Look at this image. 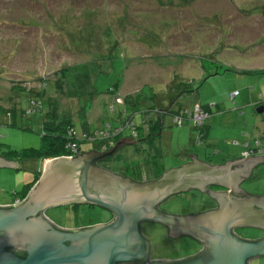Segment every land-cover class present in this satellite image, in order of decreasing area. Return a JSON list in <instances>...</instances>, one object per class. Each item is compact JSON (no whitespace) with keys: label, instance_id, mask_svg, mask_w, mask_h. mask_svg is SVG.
Wrapping results in <instances>:
<instances>
[{"label":"rangeland","instance_id":"rangeland-1","mask_svg":"<svg viewBox=\"0 0 264 264\" xmlns=\"http://www.w3.org/2000/svg\"><path fill=\"white\" fill-rule=\"evenodd\" d=\"M188 2L178 9L177 0H0V105L7 112L12 105L9 114L0 112L1 152L39 147L46 112L25 114L29 96L18 101L11 88L21 82L28 92L32 82L41 81L57 101L60 116L78 118L86 111L91 131L117 122L119 102L136 94L141 99L136 125L145 108L184 110L187 119L181 125H173L170 116L163 120L156 164L167 171L187 163L191 154L216 167L239 159L245 149H264V112H257L258 104L264 106V0ZM63 67L67 71L61 80L55 73ZM118 81L122 97L117 102L106 90ZM198 106L210 114L203 128H195L190 118ZM128 112L134 114L131 108ZM75 130L81 136L79 124ZM93 144L82 143L80 151L109 150ZM139 150L120 146L106 169L126 178L122 174L133 175L136 168L144 182L156 180ZM131 161L141 162L139 168ZM17 162L20 171L0 169V204L11 203L23 185L32 188L46 163ZM252 172L241 190L264 197V163ZM207 197L190 189L172 195L159 209L174 216L195 215L214 206ZM43 214L65 229L111 220L107 211L92 205L51 207ZM140 230L150 243V261L181 260L201 250L190 237H168L159 224L142 223ZM235 233L245 240L262 238L254 229ZM250 264H264V257Z\"/></svg>","mask_w":264,"mask_h":264},{"label":"water","instance_id":"water-1","mask_svg":"<svg viewBox=\"0 0 264 264\" xmlns=\"http://www.w3.org/2000/svg\"><path fill=\"white\" fill-rule=\"evenodd\" d=\"M132 143L133 138H123L102 153L88 151L46 161L20 203L0 206V264H250L264 257V236L245 240L235 233L254 229L264 234V197L241 190L264 156L234 159L216 167L196 157L142 183L96 164L117 147ZM17 166L0 157V168ZM190 189L208 195L217 207L186 216L160 211L159 206L172 195ZM75 203L96 206L112 218L104 224L65 229L43 214L48 208ZM148 222L165 227L168 237H190L201 250L181 260L150 261V243L140 230Z\"/></svg>","mask_w":264,"mask_h":264},{"label":"trees","instance_id":"trees-1","mask_svg":"<svg viewBox=\"0 0 264 264\" xmlns=\"http://www.w3.org/2000/svg\"><path fill=\"white\" fill-rule=\"evenodd\" d=\"M181 1H183V3ZM177 2H178V7H177L178 9L181 6H186L187 3H190L188 2V0H177ZM173 8L176 9L175 7ZM81 32L82 31H78V33H81ZM66 69L67 67L66 68L63 67L62 70H60L59 73L56 72L55 75L59 76L60 79L63 80L64 72L67 71ZM120 81L122 82L121 79ZM43 83H44L43 81L38 82V83L32 82L31 83L32 86L35 84L37 85L33 87L31 86L28 92H27V87H22L21 82H17L11 88L12 93L16 95L15 97L19 98L18 101H20L22 97H27V95L29 96V99L27 100L28 102L25 101V103H27V107L26 109H24L25 114L27 115L38 114L40 110H43V109L46 112L43 125H42L43 131H42V134L40 135L41 141H40L39 147L34 148V149L28 148V149H24L23 151H18V152H15L13 150H7L6 152H1V146H0V157L6 160H9L10 162H13V161L17 162L19 160L21 161L37 160L38 162H43V161L45 162V161H49L51 159H55L59 157H70V156L75 157L77 156L76 154L85 153V152L80 151L81 144L85 142H88L90 144H93V143L100 144L101 148H108L110 150L114 147L115 143L118 140H120V138L122 139L123 138H133L134 143L123 144V145H136L140 149L139 153H141L142 156L144 155L146 156L142 158V160L144 161L143 163L147 165L150 168V170L152 166V170L154 171L156 175L154 179L160 178L162 174L167 171L164 169L162 164H160V162L156 164V162L158 161L156 160V158L161 159L160 152L157 148V142H159L162 137V130L164 128L163 120L166 116H170L171 122L173 125L175 126L181 125L183 120L187 119V113L184 110L179 109V110L174 111L172 109L159 108V107H154V106L148 109L145 108V110L142 112L140 123L136 125L134 123V115H135V112L138 111V107H139L138 101L139 102L141 101V99L139 98L140 96L136 94L133 100L129 97H125L121 102H119V103H122L123 105L121 106V112H120V116L117 122L112 121L111 123H108L107 127L103 126L102 128L97 129V132H96V131H91V128L89 127V123L85 118L86 111L82 110V114L78 116V118H73V117L66 118L64 115L60 116L58 109H57V101H55L54 97L52 96L53 94L49 90L43 89L45 85ZM119 87H120V84L118 81L116 82V84L113 85V87L110 90H106L107 91L106 94L108 95L110 94L112 97L114 94L116 95V97H113L115 99L114 101H117V99L122 97V96L119 97ZM18 93H22V94L19 95ZM7 102H10V104H12L13 101H10V98H7ZM130 102H131V105H130ZM15 104L17 105V103ZM128 108H131L134 114H130L128 112ZM201 109L204 113L206 112V107H203ZM11 111H12V105L8 112L0 105V112L3 115L9 114ZM114 111H115L114 108L111 107L110 112H114ZM206 114L208 116L207 118H209L210 114L208 113ZM205 121L200 127L196 126L195 128L197 127L203 128ZM76 124L80 125L81 136H78L76 133V130H75ZM103 130L110 131V139L107 143H105L104 141H100L98 138L92 141L83 139L84 135L88 137L95 136L96 134L100 135ZM197 143L201 144V140H198ZM96 144H93V145H96ZM142 144L144 145V148H142ZM146 145H147V148H146ZM66 146H68L69 148L72 146L77 147V153L72 154L70 149H66ZM119 148L120 146L117 147L110 156H108L101 162L102 163L101 166L103 168H106L105 163L108 162L109 159L118 152ZM136 151L137 150H134V153ZM129 156H132V155H128L127 157ZM132 163L134 162L131 161V164ZM138 164H141V162H137L132 165L139 168ZM148 167H147V171L149 169ZM18 170L20 171V169ZM40 174H41V171L40 173H38V177L35 176V178L32 180L34 182L33 184L36 183V181L40 177ZM122 175L136 182L145 181L143 179L142 171L140 169L138 172V169L134 168L133 175H135V177L137 178L136 180L133 179L134 178L133 175H125V174H122ZM25 185H23V188L20 192H17L15 194V196L19 198L20 200H23L26 197L28 193V191L26 192V189L31 188L30 183H28L27 188Z\"/></svg>","mask_w":264,"mask_h":264},{"label":"built area","instance_id":"built-area-1","mask_svg":"<svg viewBox=\"0 0 264 264\" xmlns=\"http://www.w3.org/2000/svg\"><path fill=\"white\" fill-rule=\"evenodd\" d=\"M207 114L204 113L201 109V107H196L195 110L190 114V118L192 119V121L194 122L195 126L200 127L203 122L207 119ZM96 138H98L100 141H104L105 143H107L110 139V131L109 130H103L102 133L100 135H95L92 137H88L86 135L83 136V139L92 141L95 140ZM110 145V143H109ZM66 149H70L72 154H76L77 153V147L72 146V147H68L66 146ZM244 156H247V153H244Z\"/></svg>","mask_w":264,"mask_h":264},{"label":"crops","instance_id":"crops-1","mask_svg":"<svg viewBox=\"0 0 264 264\" xmlns=\"http://www.w3.org/2000/svg\"><path fill=\"white\" fill-rule=\"evenodd\" d=\"M236 97H237V95H236ZM212 106H214V105H212ZM217 106V105H216ZM258 106V108H260V107H262L263 109H264V106H261V104H258L257 105ZM260 106V107H259ZM203 108V107H202ZM210 108V107H209ZM258 108H257V112H258ZM205 111V110H204ZM205 113H208L209 114V112H208V108H206V112ZM263 113V112H262ZM251 147H252V145H251ZM259 149H261V150H259L258 151V154L256 155V156H253L252 154H251V151L252 150H254V149H250V150H244L242 153H241V155H240V157H239V160L240 159H248V158H250V157H260V156H264V149H262V148H259ZM263 150V151H262ZM244 153H247V156H244ZM189 157H190V160L188 161V162H190V161H193V159H196V156L195 155H193V154H191V155H189ZM193 157V158H192ZM2 158V157H1ZM2 159H4V158H2ZM199 159V158H198ZM238 159V158H237ZM5 161H8V160H6V159H4ZM203 161V160H202ZM8 162H10V161H8ZM187 162V163H188ZM204 162H206V161H204ZM14 163H16V162H14ZM264 162H262V163H259V164H257V165H255L254 167H258L259 165H261V164H263ZM17 164V163H16ZM18 165V164H17ZM19 165L17 166V168H6V167H2V168H0V169H3V168H5V169H14V170H18L19 169ZM17 201V202H16ZM17 203H20V200L19 199H17L16 197H14V198H12V201H11V203H4V204H0V205H3V206H8V205H12V204H17Z\"/></svg>","mask_w":264,"mask_h":264},{"label":"flooded vegetation","instance_id":"flooded-vegetation-1","mask_svg":"<svg viewBox=\"0 0 264 264\" xmlns=\"http://www.w3.org/2000/svg\"><path fill=\"white\" fill-rule=\"evenodd\" d=\"M256 156V155H255ZM98 166H100V167H102L101 165H102V163L100 162V163H96ZM256 167H253V170L255 169ZM252 170V171H253ZM28 185V184H27ZM210 190V189H209ZM221 191V190H220ZM28 194V193H27ZM205 195V194H204ZM206 196H208V195H206ZM208 198V197H207ZM209 200V199H208ZM211 201H214V200H211ZM212 204H214V206H212V208L211 209H214V208H216L217 207V204H216V202L214 201V202H212ZM77 205H89V204H80V203H75V204H64V205H62V206H58V207H63V206H72V207H74V206H77ZM109 216H110V219L112 218V215H111V213H109ZM264 236V234L262 233V237Z\"/></svg>","mask_w":264,"mask_h":264},{"label":"bare ground","instance_id":"bare-ground-1","mask_svg":"<svg viewBox=\"0 0 264 264\" xmlns=\"http://www.w3.org/2000/svg\"><path fill=\"white\" fill-rule=\"evenodd\" d=\"M258 151H259V147L255 148L254 150L251 151V154L253 156L257 155L258 154Z\"/></svg>","mask_w":264,"mask_h":264}]
</instances>
